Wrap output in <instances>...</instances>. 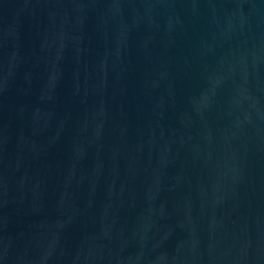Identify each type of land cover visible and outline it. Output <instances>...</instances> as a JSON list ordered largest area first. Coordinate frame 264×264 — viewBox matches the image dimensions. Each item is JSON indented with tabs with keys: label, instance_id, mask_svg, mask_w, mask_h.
<instances>
[{
	"label": "water",
	"instance_id": "water-1",
	"mask_svg": "<svg viewBox=\"0 0 264 264\" xmlns=\"http://www.w3.org/2000/svg\"><path fill=\"white\" fill-rule=\"evenodd\" d=\"M0 264H264V0H0Z\"/></svg>",
	"mask_w": 264,
	"mask_h": 264
}]
</instances>
